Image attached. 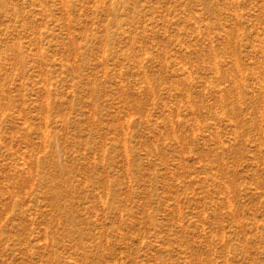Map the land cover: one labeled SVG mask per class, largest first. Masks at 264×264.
<instances>
[{
    "label": "rangeland",
    "instance_id": "rangeland-1",
    "mask_svg": "<svg viewBox=\"0 0 264 264\" xmlns=\"http://www.w3.org/2000/svg\"><path fill=\"white\" fill-rule=\"evenodd\" d=\"M0 264H264V0H0Z\"/></svg>",
    "mask_w": 264,
    "mask_h": 264
}]
</instances>
